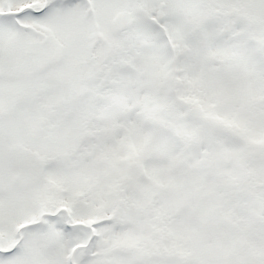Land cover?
I'll use <instances>...</instances> for the list:
<instances>
[{
  "label": "snow or ice",
  "instance_id": "6c2138e0",
  "mask_svg": "<svg viewBox=\"0 0 264 264\" xmlns=\"http://www.w3.org/2000/svg\"><path fill=\"white\" fill-rule=\"evenodd\" d=\"M0 264H264V0H0Z\"/></svg>",
  "mask_w": 264,
  "mask_h": 264
}]
</instances>
